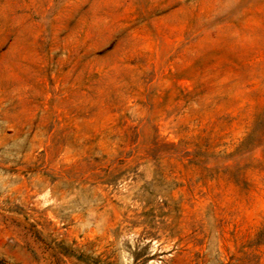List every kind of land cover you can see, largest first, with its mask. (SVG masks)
Returning <instances> with one entry per match:
<instances>
[{
  "label": "rangeland",
  "instance_id": "374dc122",
  "mask_svg": "<svg viewBox=\"0 0 264 264\" xmlns=\"http://www.w3.org/2000/svg\"><path fill=\"white\" fill-rule=\"evenodd\" d=\"M0 264H264V0H0Z\"/></svg>",
  "mask_w": 264,
  "mask_h": 264
}]
</instances>
